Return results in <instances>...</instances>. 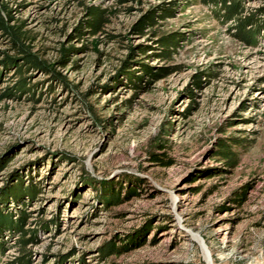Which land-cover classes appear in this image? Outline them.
Instances as JSON below:
<instances>
[{
	"label": "rangeland",
	"instance_id": "obj_1",
	"mask_svg": "<svg viewBox=\"0 0 264 264\" xmlns=\"http://www.w3.org/2000/svg\"><path fill=\"white\" fill-rule=\"evenodd\" d=\"M227 3L0 0L45 67L0 31V264H264V0Z\"/></svg>",
	"mask_w": 264,
	"mask_h": 264
},
{
	"label": "trees",
	"instance_id": "obj_2",
	"mask_svg": "<svg viewBox=\"0 0 264 264\" xmlns=\"http://www.w3.org/2000/svg\"><path fill=\"white\" fill-rule=\"evenodd\" d=\"M207 1H210L212 3L220 2L221 5L223 6V9L225 10V16H233L240 12L238 4L236 3L228 4L227 1L229 0L227 1L207 0ZM83 12H84V17L78 21L76 27L74 28L75 33L72 34L71 37L73 36L79 37L84 33L95 34L101 30V27L106 22L105 11L98 9L96 6L93 5L83 6ZM10 13H11L10 10H7L5 6L0 5V31L9 35L11 48L13 51L16 52V54H18L20 60L22 61V63L15 66V68L17 69V74L18 75L24 74L26 73L27 69L30 68L43 70L45 68L44 64L40 60H38L34 55L30 54L27 47L22 43L19 29L8 26V22L12 19ZM150 19H151V15L149 13L145 15L143 18H141L137 23H135L131 27V31H133L136 34H141L145 26L151 25V23L149 22ZM240 27L241 28L237 34V37L242 41H247L248 38L246 36V31L244 30L243 25L241 24ZM158 43L162 46V49H160L161 53L159 54L161 57L167 58L173 53V50L167 49V47H173L175 45L173 35H168L160 38L158 40ZM137 48L140 52L144 51V48L142 46H138ZM68 54H69V49H63L60 55L61 60H65ZM131 58H132V53L129 55L128 59L123 61L122 69H124L128 65V62ZM2 60L3 61L0 66H2L3 68H6L9 65H11L9 61L10 62L13 61V59L11 58H3ZM135 79L136 81H140V78H135ZM21 81H20L21 88L25 89L24 79H21ZM133 85L136 84L133 83ZM5 95L7 94L6 93L0 94V98L4 97ZM232 141H239V140L237 138H233ZM217 145L219 146V149L217 150L216 153L221 155L223 158L231 161L233 159V153L226 148V144H224V142L221 141ZM152 160L159 162L162 166L170 165V161L164 162L157 155H153ZM104 196L106 197L103 198L104 200L111 201L113 198H115L114 190L106 189ZM235 200H241V198H237ZM6 221L8 223L9 221L8 217H4L3 214L0 212V226H2V224H5ZM20 243L23 246H25L27 240H21ZM111 250L114 253H120L119 247L117 246L112 245ZM26 255L27 253H23V256Z\"/></svg>",
	"mask_w": 264,
	"mask_h": 264
}]
</instances>
